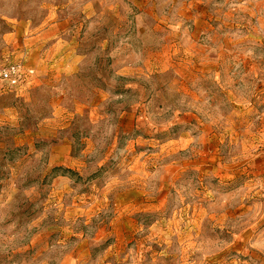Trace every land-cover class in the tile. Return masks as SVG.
Listing matches in <instances>:
<instances>
[{"label":"rangeland","instance_id":"obj_1","mask_svg":"<svg viewBox=\"0 0 264 264\" xmlns=\"http://www.w3.org/2000/svg\"><path fill=\"white\" fill-rule=\"evenodd\" d=\"M9 65L0 264H264V0H0Z\"/></svg>","mask_w":264,"mask_h":264},{"label":"built area","instance_id":"obj_2","mask_svg":"<svg viewBox=\"0 0 264 264\" xmlns=\"http://www.w3.org/2000/svg\"><path fill=\"white\" fill-rule=\"evenodd\" d=\"M29 74L31 71H28ZM25 75L22 73V69L17 65H9L0 69V85L16 88L24 80Z\"/></svg>","mask_w":264,"mask_h":264},{"label":"crops","instance_id":"obj_3","mask_svg":"<svg viewBox=\"0 0 264 264\" xmlns=\"http://www.w3.org/2000/svg\"><path fill=\"white\" fill-rule=\"evenodd\" d=\"M24 80H25V78H24ZM24 80H23V81H24ZM23 81H22V82H23ZM21 84H22V83H21ZM22 85H23V84H22ZM0 86H2V87H3V85H0Z\"/></svg>","mask_w":264,"mask_h":264}]
</instances>
